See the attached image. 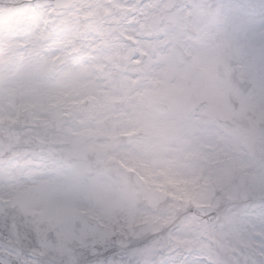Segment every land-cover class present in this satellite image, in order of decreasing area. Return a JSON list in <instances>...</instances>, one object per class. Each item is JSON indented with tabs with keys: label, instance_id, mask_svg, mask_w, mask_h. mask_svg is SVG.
Returning a JSON list of instances; mask_svg holds the SVG:
<instances>
[{
	"label": "snow or ice",
	"instance_id": "6c2138e0",
	"mask_svg": "<svg viewBox=\"0 0 264 264\" xmlns=\"http://www.w3.org/2000/svg\"><path fill=\"white\" fill-rule=\"evenodd\" d=\"M0 264H264V0H0Z\"/></svg>",
	"mask_w": 264,
	"mask_h": 264
}]
</instances>
